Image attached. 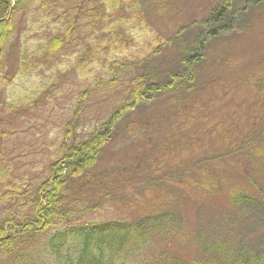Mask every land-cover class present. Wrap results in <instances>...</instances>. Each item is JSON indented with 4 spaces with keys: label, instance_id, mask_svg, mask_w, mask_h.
<instances>
[{
    "label": "rangeland",
    "instance_id": "374dc122",
    "mask_svg": "<svg viewBox=\"0 0 264 264\" xmlns=\"http://www.w3.org/2000/svg\"><path fill=\"white\" fill-rule=\"evenodd\" d=\"M52 1L57 3L48 11H39L38 4L18 20L14 67L21 51L36 49L63 22L77 17L79 30L47 67L19 74L12 82L16 92L1 95L0 221L14 205L3 196L17 191L27 200L47 177L81 93L88 92L77 132L85 140L127 99L126 76L162 86L180 76L172 89L139 103L116 123L92 181L85 175L70 184L78 208L95 207L81 221L122 220L149 228L153 246L135 264H147L162 249L198 260L207 235L219 243L228 239L238 256L264 257V205L250 174L256 168L264 188V89L250 82L264 80V0H231L226 22L233 17L234 23L214 38L206 21L228 0H126L120 11L102 15L94 6L87 13V4L77 13L80 0ZM93 34L107 40L88 52L79 69L77 60L93 46ZM203 39L202 59L183 64ZM111 61L132 71L123 72L115 86L96 90Z\"/></svg>",
    "mask_w": 264,
    "mask_h": 264
},
{
    "label": "trees",
    "instance_id": "16d2710c",
    "mask_svg": "<svg viewBox=\"0 0 264 264\" xmlns=\"http://www.w3.org/2000/svg\"><path fill=\"white\" fill-rule=\"evenodd\" d=\"M125 1L98 0L97 3L92 4L80 0L74 9L79 13L83 9L82 7L87 4V13L94 6L98 15H102L106 11H120V7L125 4L123 3ZM247 2L257 4L258 1L247 0ZM55 3L52 0H43L40 3L37 0H0V99L2 94L7 97L8 89L14 91L12 82L19 74L25 75L39 68L47 67L50 64L49 61L62 52L66 46H70L71 40H75L74 36L79 30L76 24L77 17H74L71 22H63L59 31L54 36L47 38L36 49L21 51L15 67L11 63V58L14 57L16 51L17 43L14 40L18 32V20L25 15H31L38 4L40 5L39 11H48L47 9H51ZM230 4L231 0H228L226 6H218L206 21L211 27V30L207 32L211 38L218 37L219 31L230 30V25L234 23L233 17L230 18V23L226 22L227 16H230L229 12L232 6ZM82 14L84 15V13ZM231 15L234 14L231 13ZM50 19L52 23L56 21L52 15H50ZM98 32L96 30L97 34ZM114 33L115 30H112L111 34ZM99 36L91 35L96 40L93 41V46L82 51V56L77 60L79 69H82L83 62L90 50L98 51L103 48L102 44L106 42L107 38L105 34ZM114 39L115 44H120L117 37L114 36ZM205 43L206 39L198 42L196 53L192 52L183 60V64L190 66L201 60L199 50ZM110 50L111 48H109ZM125 65L127 64L124 62L111 61L105 73L109 77L106 78L104 75L105 78L96 81L95 89L115 86L123 72L130 73L132 71V66ZM177 77L180 76H175L172 82L166 84L167 86H162L158 83H149L143 77L130 79L126 76L129 83L127 87H130L127 99L120 108L114 110L107 121L100 124L96 131L85 140L81 139L77 132V119L83 113V101L88 92L80 94L79 102L73 110V120L68 122L59 153L55 157V161L47 166V177L36 185L33 195L27 196V200H22L23 195L16 190V192L13 191L3 196V198L13 199L11 202L14 205L10 208L12 213L9 217L0 221V264H135L144 252L151 245L153 246L149 228L136 226L134 223L122 220L82 222V217L95 207L84 205L86 207L78 208L80 200L74 198L73 187L70 188V184H73L74 181L77 182L85 175H87V180L90 177L92 181V170L97 165L102 150L109 143L116 123L121 121L131 110L137 108L139 103L152 101L163 90L172 89ZM250 82L254 83L258 89H264V80L260 77H256ZM19 99L20 103L29 101L28 98ZM1 126L2 122L0 121V129ZM5 135L7 134H2L3 137ZM260 164L264 165V158ZM250 171V174L253 173L252 175L256 179L254 181L251 178L252 184L258 191V195L261 196L259 199L264 205V188L257 181L260 172L256 168L253 171L251 168ZM3 174L0 172V182ZM243 200L246 202L250 198L245 197ZM73 216L77 218L73 219ZM229 225H232V220ZM181 226L183 229L185 228L184 222ZM214 226L218 230L221 225ZM217 230L212 229L213 232H217ZM212 237L207 235L204 242L200 244L206 253L198 260L185 258L179 253L162 249L151 254L147 264H264V257L256 259L255 256L251 258L248 255V257L238 256L241 252L233 249L234 246L231 247L228 239L227 242L219 243V239H215V235ZM214 242L217 244L210 246ZM216 251L219 253L218 255H216Z\"/></svg>",
    "mask_w": 264,
    "mask_h": 264
}]
</instances>
